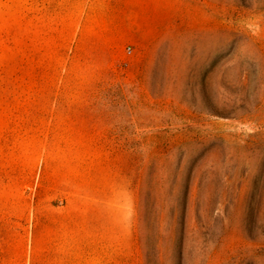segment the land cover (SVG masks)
I'll use <instances>...</instances> for the list:
<instances>
[{
	"label": "rangeland",
	"instance_id": "374dc122",
	"mask_svg": "<svg viewBox=\"0 0 264 264\" xmlns=\"http://www.w3.org/2000/svg\"><path fill=\"white\" fill-rule=\"evenodd\" d=\"M0 264H264V0H0Z\"/></svg>",
	"mask_w": 264,
	"mask_h": 264
}]
</instances>
